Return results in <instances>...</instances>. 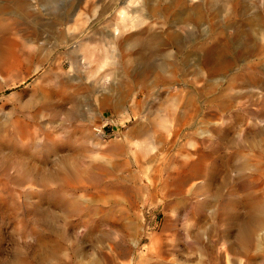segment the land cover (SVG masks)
Masks as SVG:
<instances>
[{"label":"rangeland","instance_id":"obj_1","mask_svg":"<svg viewBox=\"0 0 264 264\" xmlns=\"http://www.w3.org/2000/svg\"><path fill=\"white\" fill-rule=\"evenodd\" d=\"M120 3L0 0V264H264V0L179 40Z\"/></svg>","mask_w":264,"mask_h":264},{"label":"bare ground","instance_id":"obj_2","mask_svg":"<svg viewBox=\"0 0 264 264\" xmlns=\"http://www.w3.org/2000/svg\"><path fill=\"white\" fill-rule=\"evenodd\" d=\"M46 1L48 2L51 0H46ZM112 1L114 2L116 0H112ZM119 1L122 3V5L119 6V8L117 10L118 13L115 12V14H117V19L119 21H125V20L129 19L130 16H134L132 14L141 15L142 17H148V16L149 17H156V16H158V17L163 18L168 24V26L166 28L167 30H165V34L167 35V37L170 40H179L180 30H183L185 32V38L186 39L191 37V35H192V21L201 20L205 16L213 17V16L218 15L224 6L225 0H199L193 4H192V0H119ZM203 3H206V5L208 6V12L204 13V11L203 12L201 11ZM225 4L227 5L226 2H225ZM242 7H244L243 4H242ZM228 8L229 7H227V9ZM72 14H74V13H72ZM204 14H205V16H204ZM130 18H133V17H130ZM249 19H250V21L260 20V18L256 15L250 16ZM118 20H117V22H118ZM117 25H119V24H117ZM121 28L123 29L124 26L123 27L122 26L121 27L115 26V28L112 29L113 31H111V32H109L110 31L109 29L103 28L101 30V33L103 35H109L110 34V35H113V37H115L116 36L115 33L120 34L123 32V30ZM158 32L159 31L153 30L152 28H144L143 30H138L134 33L136 35H138L137 39H140V35L142 33H147L148 36L154 38V37H158ZM236 39H237L236 43H238V44L243 43L242 45H246V43H245L246 41H244L243 39L241 40L240 37H236ZM140 45H141V49H143V48L148 46V43L141 42ZM245 48H246L245 50L248 49L246 46H245ZM225 50L227 52V49L225 47H220V48L215 50L214 56H216L217 59L214 58V60H215L216 64H212L213 66H211V68H213L215 66L217 69H221V68H223V66L228 64L224 58ZM140 54H141V51H140ZM143 58H144V56L140 55L139 57H135V61H138L141 64H146L145 61L142 60ZM79 61H80L79 58H73L72 64L79 62ZM130 61H132V59ZM161 64L163 65L164 63L161 62ZM161 66H158V68L161 69L160 68ZM62 67H63V62L60 65V68H62ZM57 68L59 69V67H57ZM51 73L52 72H51L50 68H48L44 71V75H49ZM246 74L251 76L252 78L255 75L253 72H246ZM15 83H16V80L14 81V84ZM5 84H7V83H5ZM8 85H6V86H8ZM116 85L118 88V94L122 95L123 91H122L121 87H122L123 83L120 82V83H117ZM168 104H169L168 106H165L166 110H164V111L170 113L169 109L171 108V106L177 104L176 98H173ZM169 113H167V114H169ZM164 114H165V112H163L162 115H164ZM175 127H178V126H175ZM252 207H253L252 212L247 216V218L243 219L241 216L237 217L238 218L237 219V225L239 227L238 229H239V235H240L239 237L244 238V239L245 238L247 239L249 237L252 228H254L256 226L257 222L260 221L259 216L261 215V211H260L261 204L253 203V204H251L250 208H252ZM59 246H60V244H59ZM61 246H62V244H61Z\"/></svg>","mask_w":264,"mask_h":264}]
</instances>
